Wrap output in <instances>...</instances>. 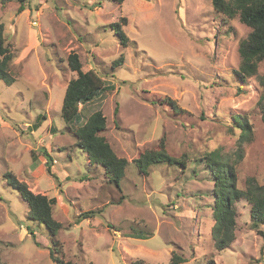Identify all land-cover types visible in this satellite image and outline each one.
Masks as SVG:
<instances>
[{
  "label": "rangeland",
  "instance_id": "374dc122",
  "mask_svg": "<svg viewBox=\"0 0 264 264\" xmlns=\"http://www.w3.org/2000/svg\"><path fill=\"white\" fill-rule=\"evenodd\" d=\"M122 17L126 46L113 27ZM1 25L17 76L11 84L0 78L4 264H57L55 238L62 244L56 254L77 264H169L172 251L187 257L180 264H264V224L252 226L247 200L236 205L234 242L219 251L212 238L215 178L205 156L215 149L231 156L242 188L251 176L264 184L263 87L257 76L242 81L235 73L239 43L251 31L239 16L224 19L212 0H0ZM74 51L84 71L93 68L115 85L86 104L83 116L101 106L102 134L129 160L120 186L76 145L62 117L67 85L78 76L68 64ZM234 115L252 125L242 157ZM162 143L185 164L161 162L141 172L136 159ZM8 171L56 198L53 215L63 224L56 237L29 218ZM85 211L94 215L75 222Z\"/></svg>",
  "mask_w": 264,
  "mask_h": 264
},
{
  "label": "trees",
  "instance_id": "16d2710c",
  "mask_svg": "<svg viewBox=\"0 0 264 264\" xmlns=\"http://www.w3.org/2000/svg\"><path fill=\"white\" fill-rule=\"evenodd\" d=\"M123 3L124 0H112ZM215 10L226 18L239 19L251 28L248 36L239 43L240 62L235 70L236 75L242 80L257 76L263 92L258 99V106L264 121V73L258 75L261 62L264 60V0H212ZM23 6L20 7V10ZM127 22L126 17L114 24L116 34L121 43L126 46L129 37L123 30V25ZM14 51L12 46L7 43L4 35L3 25L0 26V78L11 84L17 80V76L12 71ZM124 62V54L113 62L119 65ZM70 68L78 72V76L72 78L66 88L62 104V117L67 123L68 128L76 137V145L89 155L91 161L101 164L105 170V176L109 182L120 186V181L124 177L129 160L119 156L111 143L102 133L107 129V119L101 106L84 120L83 107L93 101H101L108 92L115 89V85L109 83L100 76L93 68L84 71L83 63L77 52H71L68 56ZM168 103L175 110L180 109L172 99H167ZM82 105V107H80ZM117 112V107H116ZM234 126L240 129L238 138L239 149L237 157L243 156V143L252 139V125L246 117L234 115ZM41 123L34 124L38 128ZM207 167L214 176V203L212 205L215 224L212 228V238L214 245L219 251L228 248L236 239L237 228V203L247 200L251 204L250 215L252 226L258 227L264 224V184H261L256 177L251 176L246 179L245 187L242 188L238 183V173L234 160L231 156L224 154L220 149H215L205 156ZM141 172L149 173L152 165L166 162L170 164H185L184 159H178L171 155L165 144L162 143L159 149L146 150L136 159ZM236 161L238 159L236 158ZM7 180L11 185L19 190L22 197L29 205V218L44 223L49 229L52 237H56L57 231L62 227V222L58 221L53 215V205L56 203L55 197H48L42 193L33 192L28 184L21 181L17 176L8 171ZM94 211L81 212L75 222L84 218H90ZM54 240L51 256L57 264H77L72 260H65L56 254L58 247L62 248L59 240ZM169 264H180L187 261V257L172 251ZM0 264H4L1 259ZM88 264H94L90 261ZM133 264H147L144 260L137 259Z\"/></svg>",
  "mask_w": 264,
  "mask_h": 264
}]
</instances>
